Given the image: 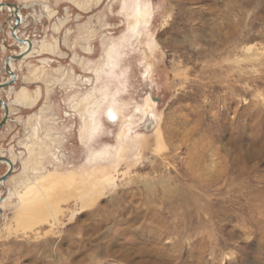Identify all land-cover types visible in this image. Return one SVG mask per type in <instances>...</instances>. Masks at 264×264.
Returning <instances> with one entry per match:
<instances>
[{"label": "rangeland", "instance_id": "rangeland-1", "mask_svg": "<svg viewBox=\"0 0 264 264\" xmlns=\"http://www.w3.org/2000/svg\"><path fill=\"white\" fill-rule=\"evenodd\" d=\"M21 4L15 30L48 50L10 59L16 79L0 90V154L14 158L0 184V264H264V0ZM135 4L138 35L108 73ZM9 13L2 83L21 52ZM119 80L118 118L99 111L88 133L98 89ZM18 90L38 97L16 102Z\"/></svg>", "mask_w": 264, "mask_h": 264}, {"label": "bare ground", "instance_id": "bare-ground-1", "mask_svg": "<svg viewBox=\"0 0 264 264\" xmlns=\"http://www.w3.org/2000/svg\"><path fill=\"white\" fill-rule=\"evenodd\" d=\"M28 3V2H27ZM20 6H19V8L17 9V14H18V16H20L21 17V14H20V12H19V10L21 9V8H23V7H25V5L26 4H21V3H18ZM124 6L126 7V4H127V2L126 1H124ZM130 4V3H129ZM137 7H138V5H134L133 6V10H132V13H131V15L135 18V24H134V26L132 25V26H128V29H129V32L128 33H126V34H124L122 37V39L120 40V44H116V43H112L109 47H108V49H107V51H106V56H107V62H106V67L109 69V71H108V73H111V71L113 70V68H114V66L117 64V56H118V54H119V51H118V49H119V47H123L125 44H127V42H129V40L133 37V36H137L138 35V32L137 31H135V28H136V26H137V24H138V22L140 21L141 22V20H139L138 19V17L140 16H143V14H144V12H143V14H142V10L141 9H137ZM10 7L9 6H7V5H5V6H3V7H1V10L3 9H5V10H8ZM127 8V7H126ZM141 8V7H140ZM43 9L44 10H46V11H49V7L47 6V5H45L44 7H43ZM137 9V10H136ZM145 11H147V8L146 9H144ZM10 11H12V8H10ZM128 12V11H127ZM146 13V12H145ZM133 18V19H134ZM14 19V18H13ZM143 19V18H142ZM143 21V20H142ZM14 23H15V20H14ZM13 23V24H14ZM23 23V22H22ZM127 29V30H128ZM12 33H13V37H14V35L16 36V37H18V38H20V39H22L23 41H20V40H17L15 37H14V39L19 43L20 42V49H21V52L19 53V54H17V55H22V57L24 58V57H26V56H28L29 54H31L32 52H41V51H43L44 49H47L48 48V46H47V44L45 43V41H43L42 40V42H41V44L39 45V49H36L35 47H34V42L33 41H31L30 39H28V38H22L19 34H18V31L17 30H15V31H12ZM50 48H51V45L49 46ZM48 50V49H47ZM16 55V54H15ZM25 55V56H24ZM12 56H14V55H12ZM21 57V58H22ZM20 58V59H21ZM11 60H12V58H10ZM9 59V60H10ZM20 59H16V60H20ZM14 60V59H13ZM5 65H7V67H5L6 68V71L9 73V75L11 74V73H14L12 70H13V64H12V61H8L7 63H5ZM101 71V70H100ZM103 72V71H102ZM15 74V73H14ZM11 76V75H10ZM11 78H12V76H11ZM100 79V76L97 74L96 75V80H99ZM6 82H8V81H5V82H3V83H6ZM0 84H2V82H0ZM118 85L120 86V87H118V88H116L113 92H110V85H109V82H107V81H105L101 86H100V88L98 89V93L100 92L101 94V98H99L100 100L99 101H96L95 102V104H94V108L93 109H91V110H89L88 111V123H87V132L89 133L90 132V134L93 132V131H95L96 129H97V127H98V125L100 124V121H99V119H98V115H97V113L99 112V111H102L104 114H106V116H107V118L109 119V121L110 122H114V121H116V119L118 118V110L116 109V102H117V95L119 94V92L121 91V87L123 88L124 87V81H121V80H119V83H118ZM3 88H5V90L6 89H10V87H0V90H2ZM8 89V90H9ZM95 89H96V87H95ZM94 89V90H95ZM19 91V90H18ZM95 92H97L96 90H95ZM15 96V101L16 102H19V103H26V102H33L37 97H38V91L36 92V95L34 96V97H29V94L26 92V90H20L19 92H17L16 91V95H14ZM86 98V97H85ZM98 98V97H97ZM6 102V101H5ZM29 102V103H30ZM28 103V104H29ZM120 103V102H119ZM126 103V102H125ZM6 104H7V107H8V111H9V106H8V103L6 102ZM118 104V103H117ZM121 104H123V103H121ZM120 104V105H121ZM22 105V104H21ZM30 105V104H29ZM93 105V104H92ZM104 105V106H103ZM126 105V104H125ZM90 106H91V104H90ZM0 107L1 108H3V111H4V105L3 104H0ZM122 107H123V105H122ZM102 108V109H101ZM121 108V107H120ZM3 115H4V112H3ZM123 117H126L125 116V114H123ZM122 133V132H121ZM108 148H109V146H108ZM110 150V149H109ZM108 149H102V150H97V151H93L92 153H91V156L93 157V156H96L97 157V160H98V157H103L104 155H109L110 154V151H109ZM4 155L3 154H0V157H3ZM105 157V156H104ZM103 157V159H106V158H104ZM90 159V158H89ZM94 159V158H93ZM92 159V160H93ZM101 159V158H100ZM99 159V160H100ZM10 160L12 161V163L14 164V158H10ZM91 160V159H90ZM0 161H5V160H0ZM101 161V160H100ZM6 162V161H5ZM7 166H9V164H8V162H7ZM8 168V167H7ZM49 175H51V174H49ZM43 178V177H42ZM36 182H32V185H30L29 187H27V189H26V191H18L17 192V194L18 195H20V197H22V196H25V193L27 192V190L29 189V188H31V186H33L34 184H35ZM36 186V185H35ZM27 195V194H26ZM2 203L0 204V207H2Z\"/></svg>", "mask_w": 264, "mask_h": 264}, {"label": "water", "instance_id": "water-1", "mask_svg": "<svg viewBox=\"0 0 264 264\" xmlns=\"http://www.w3.org/2000/svg\"><path fill=\"white\" fill-rule=\"evenodd\" d=\"M5 5H7L10 8H12V11H10L9 16H10V18H12V16L14 17L15 23H14V26H12V31H14L17 28V26L19 25L20 21H21L20 20V16H18V14H17V9L19 8L20 5L18 3H15V2L12 3V2H7V1H0V10H1V7L5 6ZM14 37L17 40L23 41L22 39L16 37L15 35H14ZM21 57H22V55H14V56L11 55L12 59H20ZM9 59L10 58L6 59L5 63H7L9 61ZM5 67H7V65H5ZM10 75L12 76L11 80H9L6 83L0 84V87H7L12 82L15 81L16 75L14 73H11ZM0 104L4 105V115H3V118L0 121V129H1V127L4 125V123L8 120L9 111H8V107H7V104H6L5 100L0 99ZM0 160H5L9 164L7 170L2 175H0V184H1L7 179V177L10 175L11 171L13 170V163L10 160L9 157H5V156L0 157Z\"/></svg>", "mask_w": 264, "mask_h": 264}, {"label": "crops", "instance_id": "crops-1", "mask_svg": "<svg viewBox=\"0 0 264 264\" xmlns=\"http://www.w3.org/2000/svg\"><path fill=\"white\" fill-rule=\"evenodd\" d=\"M18 3H21V0Z\"/></svg>", "mask_w": 264, "mask_h": 264}]
</instances>
